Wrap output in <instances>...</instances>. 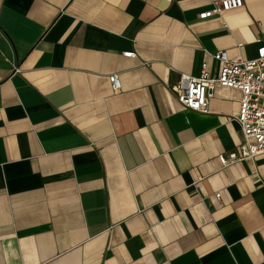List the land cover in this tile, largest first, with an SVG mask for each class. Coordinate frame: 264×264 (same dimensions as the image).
Wrapping results in <instances>:
<instances>
[{
  "label": "crops",
  "instance_id": "0c3cea01",
  "mask_svg": "<svg viewBox=\"0 0 264 264\" xmlns=\"http://www.w3.org/2000/svg\"><path fill=\"white\" fill-rule=\"evenodd\" d=\"M213 1L0 0V264H264V153L219 160L239 92L174 94L264 41V0Z\"/></svg>",
  "mask_w": 264,
  "mask_h": 264
},
{
  "label": "built area",
  "instance_id": "2783aa9c",
  "mask_svg": "<svg viewBox=\"0 0 264 264\" xmlns=\"http://www.w3.org/2000/svg\"><path fill=\"white\" fill-rule=\"evenodd\" d=\"M242 0H214L210 9L198 14L204 19L221 12L238 8ZM124 56L133 57L132 51ZM217 63V71L210 73L207 63L201 64L198 76L180 74L174 86L177 101L187 109L198 112L208 111V100L213 95L215 85L235 89L239 92V108L234 116L242 134L236 150L227 155H220L222 165L253 157L264 153V41L256 50V56L250 59L229 58L224 50L210 54ZM111 93L116 95L121 90L117 73L108 76ZM219 197V193L215 194Z\"/></svg>",
  "mask_w": 264,
  "mask_h": 264
},
{
  "label": "rangeland",
  "instance_id": "374dc122",
  "mask_svg": "<svg viewBox=\"0 0 264 264\" xmlns=\"http://www.w3.org/2000/svg\"><path fill=\"white\" fill-rule=\"evenodd\" d=\"M3 50H4V45H3V42H2L1 37H0V54Z\"/></svg>",
  "mask_w": 264,
  "mask_h": 264
}]
</instances>
